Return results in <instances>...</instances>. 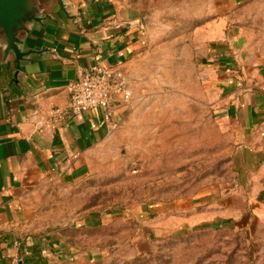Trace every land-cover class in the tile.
Returning a JSON list of instances; mask_svg holds the SVG:
<instances>
[{
	"label": "crops",
	"instance_id": "1",
	"mask_svg": "<svg viewBox=\"0 0 264 264\" xmlns=\"http://www.w3.org/2000/svg\"><path fill=\"white\" fill-rule=\"evenodd\" d=\"M65 3L67 13L57 0L47 2L50 17L33 23L23 36L22 48L31 53L19 63L13 54L5 55L0 43L3 264L14 259L20 264H52L55 256H85L86 233L100 231L113 219L98 211L76 219L71 229L83 234L82 247L81 238L76 245L66 229L45 234L34 231V195L54 182L72 184L84 178L90 156L118 135L104 124L101 109L72 114L59 129L42 133L36 130L32 113L51 106L67 107L69 85L94 65L124 72L134 98L138 93L134 92L133 80L139 75L133 65L147 44L145 26L132 8L116 0ZM226 25L206 40L192 43L205 48L197 58L202 70L207 71L206 82L200 84L202 93L208 99L217 96L212 102L213 112L238 130L235 182L227 191L210 188L196 197L177 199L169 209L161 204L158 212L144 207L139 215L146 225L153 222L156 213L159 220L169 223L177 218L189 227L224 226L248 216L264 221V46H253L247 25ZM215 34L220 41L213 42ZM208 74L215 80L211 81ZM142 93L144 98L150 94ZM133 98L116 102L114 120L119 126L132 110ZM154 231L151 228L147 232L153 236ZM94 248L91 254L100 255L101 239Z\"/></svg>",
	"mask_w": 264,
	"mask_h": 264
},
{
	"label": "rangeland",
	"instance_id": "2",
	"mask_svg": "<svg viewBox=\"0 0 264 264\" xmlns=\"http://www.w3.org/2000/svg\"><path fill=\"white\" fill-rule=\"evenodd\" d=\"M116 1L132 8L145 26L146 48L133 65L138 95L115 130L118 136L90 156L84 178L54 182L34 195V231L66 229L76 245L81 238L82 247L83 234L71 229L76 219L94 211L113 219L86 233L85 256H55L52 264H264L261 219L189 227L177 218L159 220L157 213L146 225L139 215L144 207L158 212L160 204L169 209L177 199L233 187L238 130L213 112L217 96L202 93L207 71L197 58L205 48L192 42L225 24L247 25L253 46H264V0ZM215 35L213 42L220 41ZM142 92L150 94L144 98ZM99 239L101 253L94 256Z\"/></svg>",
	"mask_w": 264,
	"mask_h": 264
},
{
	"label": "built area",
	"instance_id": "3",
	"mask_svg": "<svg viewBox=\"0 0 264 264\" xmlns=\"http://www.w3.org/2000/svg\"><path fill=\"white\" fill-rule=\"evenodd\" d=\"M69 92L70 103L67 107L51 106L46 111L36 110L32 113L31 117L38 132L57 130L72 114L79 115L96 109L103 111L104 124L116 130L119 126L114 120L116 102L118 100L129 102L133 98V92L124 72L98 65L81 73L69 85ZM7 264H20V261L14 259Z\"/></svg>",
	"mask_w": 264,
	"mask_h": 264
},
{
	"label": "water",
	"instance_id": "4",
	"mask_svg": "<svg viewBox=\"0 0 264 264\" xmlns=\"http://www.w3.org/2000/svg\"><path fill=\"white\" fill-rule=\"evenodd\" d=\"M49 0H0V43L5 55L13 54L16 62L28 57L31 51H24L23 36L33 23L43 22L50 14L46 12ZM62 11L67 13L65 0H57Z\"/></svg>",
	"mask_w": 264,
	"mask_h": 264
}]
</instances>
